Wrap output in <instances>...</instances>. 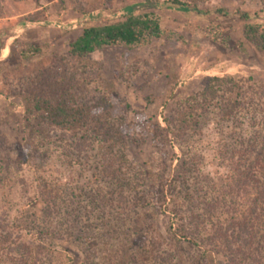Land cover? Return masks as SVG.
I'll return each mask as SVG.
<instances>
[{"label": "rangeland", "instance_id": "1", "mask_svg": "<svg viewBox=\"0 0 264 264\" xmlns=\"http://www.w3.org/2000/svg\"><path fill=\"white\" fill-rule=\"evenodd\" d=\"M143 1L0 5V48L6 40L0 52V228L8 240L31 246L25 264L226 262L173 229L178 222L186 237L195 236L204 225L222 222L227 205L247 206L253 199L242 193L243 174L254 163L244 142L264 147V53L244 37V21L215 11H246L253 16L249 22L264 26V0H180L204 14L169 7L168 0H154L152 7ZM131 5H139L134 13L155 14L162 36L143 47L67 54L83 26L121 19ZM213 76L233 77L241 93L229 95L241 104L228 120L219 117L228 97L223 89L207 105L182 108ZM50 82L72 106L95 104L110 113L126 144L120 176L103 175L105 148L93 130L45 122L30 129L24 96L47 93ZM182 111L190 126L172 135L165 122L173 125ZM254 168L264 183L260 164ZM210 201L218 208L207 214ZM26 254L10 250L0 232V264H24Z\"/></svg>", "mask_w": 264, "mask_h": 264}, {"label": "trees", "instance_id": "2", "mask_svg": "<svg viewBox=\"0 0 264 264\" xmlns=\"http://www.w3.org/2000/svg\"><path fill=\"white\" fill-rule=\"evenodd\" d=\"M2 1L5 0H0V5ZM154 4H156L154 0H144L140 3L145 7H152ZM165 4L180 10L192 9L203 14L207 13L198 10L196 7H190L180 0H168ZM136 6L139 5H131L122 9L121 19L104 24L83 26L81 33L68 43L67 54L81 58L107 46L143 47L148 45L152 39L162 36L163 30L158 17L151 12L134 13ZM215 12L223 16L234 15L244 21L242 29L244 37L251 41L257 50L264 53V26L249 22L253 18L252 15L237 9L228 11L218 8ZM111 16L113 17L114 14ZM106 18L110 19L108 16ZM27 19L31 22L34 21L31 18ZM54 86V83L50 82L47 84V93L36 94L28 91L29 94L24 96L26 123L30 129L34 130V122L37 125L45 122L63 129L85 128L93 130L100 134L105 148L104 159L101 163L103 175L107 178L120 176L123 173L126 160L124 154L126 144L123 137L124 133H121L119 126L110 119V113L106 110L104 114L98 112L95 104L83 107L80 105L72 106L69 104L66 93L57 91V87ZM220 89L226 91L228 97L219 107V117L221 120H228L240 109L241 104L237 98L229 97L238 90L237 82L231 76L209 77L201 91L183 101L182 108L185 110L189 105L196 106L201 103L207 105L215 98ZM238 94L241 95L240 92ZM69 97L73 98V95L70 94ZM165 123L168 124L167 130L172 135L178 134L179 136H182L190 126L184 111L179 112L173 125H169L168 120ZM134 135L140 140L145 138L144 135ZM244 144L248 147L249 155L252 156L251 160H254V163H250L247 167V171L243 174L244 181L242 180L244 184L242 193L248 199L253 197L251 203L247 206L236 203L227 205L226 213L228 214L226 218L222 222L211 224L208 228L204 225V231L195 232L196 237L193 235L186 237L183 225L178 222L175 223L173 234L190 238L188 240L195 244L198 243L206 254L211 255V252H215L223 256L226 261L225 264H264V183L260 184L258 179H255V172H253L255 170L254 165L260 164V169L263 171L261 172L264 175V151L262 150L264 147L260 143L258 145V142L252 143L249 140ZM249 183H251L253 191L246 189ZM239 186L237 185V189L240 188ZM217 208L218 203L212 201L207 203L204 209H206L207 214H210ZM3 230L5 231V229L0 228L1 242L6 244L10 250L23 249L27 253L26 260L23 258V262L24 264L30 263L31 254L34 253L31 251V246H26L20 240H8ZM8 234L10 235V233Z\"/></svg>", "mask_w": 264, "mask_h": 264}, {"label": "crops", "instance_id": "3", "mask_svg": "<svg viewBox=\"0 0 264 264\" xmlns=\"http://www.w3.org/2000/svg\"><path fill=\"white\" fill-rule=\"evenodd\" d=\"M8 19H9L8 17L5 18V21L8 20ZM5 21H4V22H5ZM5 26H6V25H5ZM5 41H6V40H5ZM5 41H4V44H3V46H2V47H4V48H0V52H1L3 49H5V45H6V44H5Z\"/></svg>", "mask_w": 264, "mask_h": 264}]
</instances>
